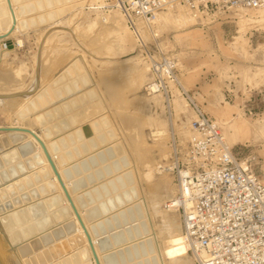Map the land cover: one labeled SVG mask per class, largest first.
Segmentation results:
<instances>
[{"label": "rangeland", "instance_id": "374dc122", "mask_svg": "<svg viewBox=\"0 0 264 264\" xmlns=\"http://www.w3.org/2000/svg\"><path fill=\"white\" fill-rule=\"evenodd\" d=\"M25 2L34 6L23 15V18H28L29 21L27 30L37 28V37L42 35L41 40L45 43L43 81L37 95H43L46 102L35 109L28 105L36 99V94L30 98H28L30 95H26L27 99L18 97L1 99L0 125L10 124L13 119L15 121L19 119L18 122H21L31 118L37 131L41 134L49 133L47 142L56 146L57 155L62 162L60 168L75 166L72 179H83L87 187L77 193L92 190L94 187H99L100 182L108 180V176L102 175L104 168L107 164L111 166L115 160L118 162L119 170L107 172L106 175L112 178L118 173L131 171L133 185L138 194L133 201L139 200L138 185L146 198L158 242H162L160 233L162 234L163 218L162 215L154 212L151 204L153 199L159 202L156 204V209L159 208L158 211L161 213L165 211L173 214L183 230L179 211H171L164 207L165 202L178 192L175 177L173 173L159 167L171 155L173 137L178 138L181 145H185L192 134L191 121L195 114L182 95L181 86L191 93L202 109L218 123L225 139L235 151L244 157L249 155L256 157L257 171L264 176V96L262 95L264 18L261 17L264 16V11H261L264 8L237 7L225 10L215 8L207 13L192 10L181 4L158 13L168 14L172 19L164 22H156L154 19L150 26L147 25L141 31L145 45L152 50L158 60L169 58L175 63L174 72L177 80L169 81L175 113L170 116L166 111L163 96L150 95L146 92L145 86L151 77L150 62L142 53L140 42L128 27L124 15L110 0H41L40 3L39 0H25ZM180 11L187 14L186 19L178 18ZM105 14L110 15L111 18L117 17L116 23L114 24L110 17L107 21L104 20ZM178 20L180 21L177 22ZM51 32L52 34L46 39L47 34ZM134 51L136 56L131 57V52ZM5 57L0 58V61ZM23 59L22 56L16 58L17 63L25 65V67L20 65L15 72L21 81L19 85L7 83L6 62H0V94H5L2 93L3 91L12 92L25 88L24 75L29 78L31 67L29 59H24L27 63H24ZM4 75L7 77L4 78ZM34 88H36L35 83L20 92L28 90L35 92ZM23 112L26 113L24 116ZM90 123L92 127L84 133L83 125ZM5 139L8 145L5 144ZM27 140L12 142L7 133L0 132L2 146L0 157L5 151L18 148L20 143ZM108 145H111L112 150L114 148V154L108 157L110 159L101 160L99 151L109 147ZM115 150L120 153L117 154ZM32 154L24 158L20 156L25 161L27 158L32 159ZM94 159H97V162L93 164L91 161ZM44 166V164L36 166L20 176L11 178V181L39 171ZM9 167H2L0 174ZM105 177L108 179H104ZM48 180V177L40 178L43 185L36 180L31 186L1 196L0 208L3 207L4 210L0 209V213H5V216L30 204L46 205L47 198L55 193L48 191L50 188ZM19 182V184L23 183ZM5 183L3 182L1 186ZM157 183H160L158 189H156ZM68 184L70 185V182ZM123 188L118 189L117 192L110 190L106 195L100 186V196L92 193V200L85 198L89 207L100 211L94 223L104 219L103 202L109 204L110 197H114L117 193L124 196V190H130L128 184ZM40 189L46 190L48 193L45 194L46 197ZM77 193L74 195L76 196ZM155 193L157 195L154 196ZM45 207L29 215V218L33 217L19 226V229L23 226L24 229L29 223L38 222L50 214L52 216V225L48 223L45 226L51 228L42 233L39 231V234L51 232L53 240L37 249L36 253L35 251L30 253L29 257L23 256L29 260L34 257L36 262L38 258L35 256L41 254L43 250L61 251L62 254L58 255V258L61 255L63 257L66 251L72 250L67 241L69 236L71 238L73 235L71 229H68L71 218L66 214L56 215L50 210L45 211ZM63 207L62 202L58 203L55 210ZM120 221L122 224L125 223L123 219ZM132 221L124 227L128 224L140 227L136 218ZM121 222L110 223L104 230L100 228L104 225H99L98 235L110 242L106 252L114 251L119 255L120 246L111 243L114 235L124 234ZM1 227L3 232L0 231V260L2 264H19V254L14 252L17 242L11 243L8 235L9 232L18 231V226L8 231L3 225ZM63 229L67 234L62 231ZM152 238L155 251L147 252L146 255L140 254L139 258L136 256L137 260L134 257L133 261L128 260L127 264H138V262L154 264L153 258L157 260L158 255L153 235ZM23 241L26 239H23L22 243ZM1 246L4 248L1 249ZM183 246L187 250L184 243ZM188 254L190 264H196L193 255L189 251Z\"/></svg>", "mask_w": 264, "mask_h": 264}, {"label": "built area", "instance_id": "2783aa9c", "mask_svg": "<svg viewBox=\"0 0 264 264\" xmlns=\"http://www.w3.org/2000/svg\"><path fill=\"white\" fill-rule=\"evenodd\" d=\"M120 9L150 62L145 86L150 95H162L172 116L170 80H177L172 59H157L145 45L140 24L151 25L156 15L177 5L209 12L213 9L264 8V0H110ZM264 89V88H263ZM181 93L194 111L192 134L185 145L173 137L171 155L159 167L173 173L177 194L165 202L177 206L189 252L196 264H264V176L255 156H242L229 145L218 123L192 94ZM264 96V90L262 91Z\"/></svg>", "mask_w": 264, "mask_h": 264}, {"label": "bare ground", "instance_id": "6f19581e", "mask_svg": "<svg viewBox=\"0 0 264 264\" xmlns=\"http://www.w3.org/2000/svg\"><path fill=\"white\" fill-rule=\"evenodd\" d=\"M40 1L41 0H39V3H40ZM12 4H13V7L14 6L18 7L17 12L15 11L16 18H17V23H16L15 29L16 30H18L19 28L21 30L23 28L27 29L29 26L28 18H22L21 19L19 17H23V15H25L28 11L32 10V8H34V6L28 2L26 3L25 0H12ZM261 11H264V10H261ZM107 15L105 14L103 16V19L106 21L108 20V17H110V15L109 16H107ZM186 15L187 14H185L183 11H180L178 18L179 19H186V17H187ZM17 16H19V17H17ZM261 17L264 18L263 15H261ZM116 18L117 17L111 18V19H113L114 24L116 23ZM155 19H156V22H164V21H167V20L172 19V18L169 17L168 14L167 15L166 14H157ZM179 21L180 20H178L177 22H179ZM12 22H13L12 15H11V12L9 10V7H8L6 0H0V35H7L8 34V31H9L10 27L12 26ZM146 26H147V24H140V26H139L140 31H142L144 28H146ZM6 37L7 36H5L4 38H6ZM4 38L0 39V44L2 43L1 46H3V47L5 46L4 48H7L8 44L5 43L6 40L2 41V39H4ZM15 41H17L16 43L19 46L23 45V43H24L22 38H19V37L16 38ZM237 49H238V47H237ZM131 53H132L131 57L136 56L135 51L131 52ZM6 55H7V51L0 52V58L5 57ZM21 70H22V68H21ZM5 94H7V93H5ZM49 97H50V95H49ZM50 98H52V97H50ZM24 99H26V98H24ZM36 99L39 102V104H38V102H36ZM36 99L32 100V102H30L28 106L36 109L38 107V105L43 106L44 103L46 102L45 97L41 94H38ZM12 114H13V112H12ZM25 114L26 113H24V114L22 113L23 116ZM18 120L19 119H17L15 121V119H13L12 122L10 123L11 125H0V127L1 126L29 127L30 129L34 130L44 140V142L46 143V145L48 147L49 152L51 153L53 159L55 160V162L58 166V170H59L60 174L62 175V178L64 179L66 186L68 187L70 193L72 194L74 201L76 202V204L78 206L80 214L82 215V218H83L86 226L88 227V230L90 231V233L92 235V239L94 241L96 251L100 257V261L102 264H119L120 262H122V264H124V263L127 264L128 260L133 261L132 258H134V257L136 258V256H137V258H139L138 256L140 254L146 255L147 252H154L155 250H154V247L152 246V239H153L152 235L156 240V250H157V255H158L157 260L155 257L153 258L154 264H170L171 262L173 264H190V258H189V254H188L189 245L186 241L185 234H184V231L182 230L181 224L175 219L173 214H170L169 212L165 213V211H164V213H161V211H158L159 208L156 209V204H159V202L158 201L156 202L155 199L151 198V200L153 199V203H151V204H152L154 212L156 214L159 213L160 215H162V218H163L162 219L163 222H161V225L163 223V228H161V229H162V234L165 237H163V235L159 232L160 235L162 236V242L161 243H160V241L158 242V239L156 238L157 235H156V231L154 229V224L152 222L150 210H149L148 204L146 202V198L144 197V195L142 193L141 187L138 185H137V188H138V191L140 192V196L138 198L139 200L136 199V201H133L134 198H137L138 194H137L135 185H133L134 180H133V177H132L130 170L121 172L120 174L118 173V174H116V176L110 178L109 177L110 175H106V174H107V172L111 173L114 171H118L120 168L118 165V162L114 160L112 162L111 166H109L108 164L105 166L102 175L108 176L109 179L105 177L104 179H108V180L100 182L101 183L100 186L102 187V189H104V191L106 192V195L109 194L110 190L117 192L118 189H121V188L124 189L123 186H126L127 184L130 186V190L129 191L124 190L125 191L124 196H121L120 194L117 193L114 197H110L108 200L109 204H107L106 202H103V207H104L103 213L105 215L104 219L97 220L95 223L89 222L85 209H81V207H79V204L76 200V196L74 195L75 193L72 190V187L75 184L73 185L71 179H69L70 175L71 176L73 175V171L76 169V167L61 169L60 168L61 162L59 159V155H57L58 150H57L56 146H53V144H51V143L48 144V142H47L48 141L47 137H48L49 133H47V134L39 133L34 128L33 120L31 121V118H29V120H23L21 122H18ZM91 124L92 123L83 125L82 130H84V133L86 131L88 132V130L92 127ZM156 130L159 133V130L158 129H156ZM0 132L3 133L4 131H0ZM81 132H79V133H81ZM5 133H7V135L11 138L12 142H17L20 140L28 139L24 143L27 144L26 149H31L32 153H33L32 159L29 162L30 167H31V164H33V168H35L36 166H42V164H44L45 166L41 167L39 169V171H34L31 174L23 175L24 177L23 176H21L20 178L18 177L16 179V181L19 179L17 181L18 184H16V181L15 180L11 181L12 180L11 178H15L18 175L20 176V175L26 173L28 170H31L33 168L29 169L28 167L25 166L26 160L25 161L22 160L17 147L11 148L10 150H7L4 153H2V155L0 157V169L4 166H10V167H9V169L3 170V172H2L3 174H0V181H1V183H0V197L3 196L4 194H7L10 191L22 189V188H25L26 186H31V184H34L36 180L40 183L41 182L40 178L46 179L45 178L46 175H48V178H49L47 183H48L50 188H48V191H51L52 193L55 191V193L49 197L52 200L50 199L49 202L46 201V205H44V203H42L41 205L30 204L29 206H27L25 208L18 209V211L16 210L14 213H8L5 216H4L5 213L1 212L0 213L1 214V216H0V218H1L0 219V231L3 232V229L1 227L2 225L7 231L10 230L11 228L16 227V226H18V229H19V226L24 225L25 222L29 221L30 218L33 217V216H30V218H29V215H32L33 213H35L37 210H39L41 208L43 209V206L44 207L47 206V207H45V211L50 210V211H52L53 214H56V215L57 214H64V215L66 214L69 218H71L69 221L70 227L68 229H71V232L73 233V235H71L72 236L71 238L68 234L69 238H68V240L66 239L68 241L70 248L72 249L71 251H66V253L63 257L61 255V257L58 258V255L62 254L61 251L53 249L50 252H48L47 250H43L41 252V254L38 253V256H35L36 258H38V262H36L33 259L34 257L33 258L31 257L32 260L25 259V258L30 253H32L34 251H35L34 253H36L37 249L41 248L42 246L48 244L50 241L53 240L54 237L52 238L53 233L51 234V232L45 233L42 235L39 234V231H40V233H42V232H45L46 230L51 228V226L45 228V226L48 223H49V225H52L51 223H53L51 214L45 216L44 219H42L38 222L36 221L35 223H29V226L27 228L23 229V227H24L23 226L18 231H15L12 233L9 232L8 235L10 237L11 243L17 242L16 243L17 247L15 248L16 250H14V252L17 255L19 254L18 255L19 264H44L45 262H48L50 259H52V258L54 259V257H57V259L55 258L54 261L51 260V262L48 264H96L94 261L89 243H88L87 238L84 234V231H83L82 227L80 226L76 216L74 215V213L70 207V204L68 203V201H67V199H66V197H65V195H64V193H63V191H62V189H61V187H60V185L56 179V176L54 175V173H53V171H52V169H51V167L47 161V158L44 155L42 148L40 147L37 140L33 136H31L29 133H25L22 131H12V132H5ZM4 142L6 145H8L7 139H5ZM110 146L106 147L104 150L99 151V155H100L99 157L101 158V160L110 159L108 157H110L111 155L114 154V151H113L114 148L112 150ZM1 147L2 146L0 145V148ZM160 152H162V151H160ZM116 153H117V151H116ZM119 153L120 152H118L117 154H119ZM30 155H31V153H30ZM115 156H116V154H115ZM96 162H97V159H94L91 161V163H93V164ZM106 162H108V161H106ZM12 163H15V165H10ZM24 163H25V165H24ZM76 172H78V169ZM81 174H82V172H81ZM8 181H10V182H8ZM19 181H22L23 183L21 182L22 184H19L20 183ZM3 182L4 183L8 182V183L1 186V184ZM68 182H70V185L68 184ZM94 183H95V181H94ZM42 185H43V183H42ZM159 186H160V183H157L156 189H158ZM85 188H87V187H85ZM85 188L83 187V189H85ZM58 190H59V192H58ZM41 193L43 195L48 194L46 192V190H44V191L41 190ZM125 193H127V194H125ZM155 195H157V193H155L154 196ZM46 196L47 195H45V197ZM49 198H47V199H49ZM61 202L64 204V207L61 208L60 210H55V205H57L58 203H61ZM53 210H55V211H53ZM83 210H84V212H83ZM160 210H162V209H160ZM169 210L177 211V206H172ZM133 218L134 219L136 218V221L138 220L137 224L140 225V227L137 225L131 226L129 224L124 227V225H126L127 223L133 222L132 221ZM122 219L125 222L124 224H122V222L120 221ZM117 221L121 222L122 231H124V234L118 233V234L114 235L113 236L114 237L113 243H111V244L112 245L116 244V246L117 245L120 246L119 255L117 257V260L114 257L113 258L110 257V259L107 260V259H104L105 255H106L104 253H106L108 247H110L109 246L110 242H108V241L104 242V243H102V241L100 242L101 237H100V235H98V232H96V230L94 228L96 227L97 229H99L98 228L99 225L103 224L104 226L100 227V228H102L104 230L107 228L106 225H110V223L112 224L114 222L117 223ZM17 223H19V224H17ZM60 229H62V228H60ZM11 231H13V230H11ZM62 231H65V230L63 229ZM37 232H38V236H36ZM60 233H62V232H60ZM65 233H66V231H65ZM66 234H63V236ZM23 239H26V241H23V243H22ZM62 239H64V238H62ZM128 243H131V244L128 245ZM183 243L187 247L188 251L184 248ZM123 245H125L124 248L121 247ZM139 247H140L141 251H140ZM3 248L4 247L1 246V249H3ZM43 249H45V248H43ZM100 253H103V254L100 256ZM137 258L135 260H137ZM138 264H141V262H138Z\"/></svg>", "mask_w": 264, "mask_h": 264}, {"label": "water", "instance_id": "95a60500", "mask_svg": "<svg viewBox=\"0 0 264 264\" xmlns=\"http://www.w3.org/2000/svg\"><path fill=\"white\" fill-rule=\"evenodd\" d=\"M6 2L8 4L9 10L11 12L13 22H12V26L10 27V29L8 31V34L7 35H0V39L4 38L5 36H8L10 33H12L14 31V29L16 27V23H17L16 13H15V9H14L13 4H12V0H6ZM8 47H11V48L14 47V43L13 42H8ZM33 93H35V92L32 91V90H28V91L11 93V94H0V99L12 98V97H18V96H24V95H30V94H33ZM23 114H24V112H23ZM0 131H4V132L22 131V132H25V133H29L31 136H33L37 140V142L39 143L40 147L42 148V151H43L44 155L47 158V161H48V163H49L54 175L56 176V179H57V181H58V183H59V185H60V187H61V189H62V191H63V193H64V195H65V197L67 199V201H68V203L70 204V207H71L74 215L76 216L80 226L82 227V229L84 231V234H85V236L87 238V241L89 243V246H90V249H91V252H92V255H93L95 263L96 264H102L101 261H100V257H99V255H98V253L96 251V247H95L94 241L92 239V235H91L90 231L88 230V227L86 226V224H85V222H84V220L82 218V215L80 214L78 206H77L76 202L74 201V199L72 197V194L70 193L68 187L66 186V184L64 182V179L62 178V175L60 174V172L58 170V166H57L55 160L53 159L51 153L49 152L48 147H47L46 143L44 142V140L34 130L30 129L29 127L1 126L0 127ZM26 145H27L26 143H23V144L18 145V148H17L19 153H20V155H22L23 157H26L30 153H32L31 149H26ZM30 161H31V158H27L26 161H25L27 163L26 167H28L29 169L33 168V164H31V167H30V163H29ZM45 177L47 178L48 175H46ZM69 179H71L73 185L75 184L72 187V190H73L74 193H77L80 189L85 187L83 179L73 180L71 175H70ZM99 188H100V186L99 187H94L92 190H84L83 193H77L76 200H77V202L79 204V207H81V209H84V207L88 206V203L86 202V199H85L86 197H87V199H89V200L91 199L92 200L93 199L92 198V193H96L97 196L99 194V196H100ZM50 199L51 198L47 199L46 201L49 202ZM92 208L93 207H87L85 209V211H86V214H87L88 221L93 223L96 220V218H98V215L100 214V211L98 212V211H96L95 209H92ZM0 209H1V211L4 210L3 207L0 208ZM94 229L97 232L98 229H96V227ZM101 241H102V243L107 242L106 238H104V237L100 238V242ZM104 254H106L104 259L109 260L110 257H112V258L114 257L117 260L118 254H116V252H114V251H112L111 253L106 252ZM0 264H2L1 260H0Z\"/></svg>", "mask_w": 264, "mask_h": 264}, {"label": "crops", "instance_id": "0c3cea01", "mask_svg": "<svg viewBox=\"0 0 264 264\" xmlns=\"http://www.w3.org/2000/svg\"><path fill=\"white\" fill-rule=\"evenodd\" d=\"M16 7V8H15ZM14 9L15 11L17 12L18 10V7L17 6H14ZM19 17V16H17ZM19 18H23V17H19ZM26 28H23L22 30L19 29V30H14V32H12L9 36H7L6 38L2 39V41L6 40L7 42H13L14 43V47H7V48H4L2 46V49L0 47V51H4V50H8L7 51V55L6 57L0 61V62H6V67L7 69H5V72L8 74V80H7V83H10L12 85H16V84H21V81L20 79L16 76V69L18 67L21 66H24V64H19L17 63L16 61V58L22 56L24 59H29V64H30V76L29 78L26 77V75H24V78L26 79L25 80V88L28 87L30 84L32 85L33 83L36 84V88L35 89V93L37 94L40 90V87L42 85V76H43V73H42V68H43V47H44V42H42L41 40V37L42 35H39V37H37V28H34V29H31V30H27ZM52 34L49 33L47 34L46 36V39ZM11 37V38H10ZM22 38V40L24 41L23 45H17V41L16 38ZM5 41L6 44H8L7 42ZM46 41V40H45ZM23 59V62L24 63H27L26 60ZM33 73H34V77H33ZM35 76H37V78H35ZM4 78H6L7 76H3ZM33 77V78H32ZM31 87V86H30ZM23 88V89H25ZM23 89H18V90H15V91H12V92H2V93H17V92H20L22 91ZM35 93L33 94H30V96H28V98L32 97ZM18 98H26L27 99V96L24 95V96H18ZM7 125H11V124H7ZM39 132V131H38ZM40 133V132H39ZM39 167V166H38ZM6 184V183H5ZM4 185V184H3ZM2 185V186H3ZM84 212V210H83ZM105 216H103L104 218ZM123 247V246H122ZM103 253H100V256L102 255Z\"/></svg>", "mask_w": 264, "mask_h": 264}]
</instances>
